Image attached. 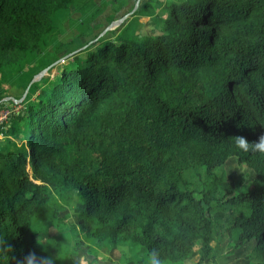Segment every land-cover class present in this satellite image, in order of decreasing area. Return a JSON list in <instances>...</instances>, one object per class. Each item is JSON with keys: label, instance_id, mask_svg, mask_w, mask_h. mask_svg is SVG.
<instances>
[{"label": "trees", "instance_id": "obj_1", "mask_svg": "<svg viewBox=\"0 0 264 264\" xmlns=\"http://www.w3.org/2000/svg\"><path fill=\"white\" fill-rule=\"evenodd\" d=\"M72 5L96 3L0 0V82L55 63L41 54L55 16ZM167 7L158 33L128 24L117 39L94 41L11 114L4 135L21 145L0 149V241L12 248L0 264L44 256L34 226L60 211L51 188L66 202L78 192L88 236L155 249L166 264L196 252L198 264H216L225 242L234 253L253 240L246 264H264V155L232 138L264 135V0ZM12 104L0 96V109ZM230 159L254 179L229 180Z\"/></svg>", "mask_w": 264, "mask_h": 264}, {"label": "rangeland", "instance_id": "obj_2", "mask_svg": "<svg viewBox=\"0 0 264 264\" xmlns=\"http://www.w3.org/2000/svg\"><path fill=\"white\" fill-rule=\"evenodd\" d=\"M170 1L172 0H95V7L81 10L72 5L68 12L57 13L50 45L41 54L43 60L56 59L53 66L37 80L34 79L38 74L31 79L26 68L13 71L4 82H0V96L3 100L17 103H22L28 96L31 100L35 99L47 91L62 69L80 58L84 54L82 52L94 41L115 40L128 24L144 35L158 33L159 24L169 15L167 4ZM147 4H151V7L146 6ZM83 56L81 57L84 58ZM11 107L16 111L22 109L15 103ZM7 110L9 109H0V122ZM6 144L21 145L18 137L0 134V149H4ZM226 172L229 180L236 182L240 178L251 182L255 177L252 169L239 165L235 159L228 161ZM50 192L53 201L61 206L60 211L54 215L48 210L34 226L44 256L58 257L56 264H73V257L77 252L89 254V264H138L139 259L144 256L142 248L114 244L110 240L94 238L82 232L78 222L83 202L78 192H70V202L60 198L54 188ZM255 244L253 240L231 253L230 244L225 242L216 264H246ZM213 245L216 246V243ZM198 261L199 255L196 252L185 264H198Z\"/></svg>", "mask_w": 264, "mask_h": 264}, {"label": "clouds", "instance_id": "obj_3", "mask_svg": "<svg viewBox=\"0 0 264 264\" xmlns=\"http://www.w3.org/2000/svg\"><path fill=\"white\" fill-rule=\"evenodd\" d=\"M235 146L245 153H260L264 155V135H261L257 141L250 142L245 136L236 135L232 137ZM41 242L38 239V244ZM0 250L12 251L9 244L0 241ZM145 264H166L155 249L148 250L145 254ZM56 256H37L35 251H30L24 258L23 264H56ZM73 264H89V254L77 252L73 257ZM93 264V262H92Z\"/></svg>", "mask_w": 264, "mask_h": 264}, {"label": "built area", "instance_id": "obj_4", "mask_svg": "<svg viewBox=\"0 0 264 264\" xmlns=\"http://www.w3.org/2000/svg\"><path fill=\"white\" fill-rule=\"evenodd\" d=\"M14 103H15V105H20L22 107L21 103H17V102H14ZM5 109H9V110H7L4 113V117L2 118V120L0 122V125H1L0 126V134H2V135L5 134L6 128L9 125V119H10L11 114L13 112L17 113V112L20 111V110L19 111L14 110L15 108L14 107H11V106H10V108H5ZM1 110H3V109H1Z\"/></svg>", "mask_w": 264, "mask_h": 264}, {"label": "water", "instance_id": "obj_5", "mask_svg": "<svg viewBox=\"0 0 264 264\" xmlns=\"http://www.w3.org/2000/svg\"><path fill=\"white\" fill-rule=\"evenodd\" d=\"M52 66H53V64L50 65V66H48V67H46L43 71H41V72L38 74V76L35 77L34 80L40 79L43 75H45V73L48 72V70H49ZM24 98H25V96H24ZM22 101H23V100H22ZM22 101H21V102H22Z\"/></svg>", "mask_w": 264, "mask_h": 264}]
</instances>
